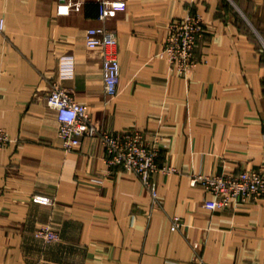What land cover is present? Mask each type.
Masks as SVG:
<instances>
[{"label": "crops", "instance_id": "crops-1", "mask_svg": "<svg viewBox=\"0 0 264 264\" xmlns=\"http://www.w3.org/2000/svg\"><path fill=\"white\" fill-rule=\"evenodd\" d=\"M67 1L81 10L59 14ZM124 1L101 21L99 0H0V127L12 140L0 148V264H264V196L212 211L191 185L194 174L264 172V0ZM191 14L207 32L183 77L163 49L169 25ZM100 26L117 37L116 97L103 51L86 42ZM56 87L105 132L137 133L159 151V204L140 177L109 166L100 138L64 148L46 104ZM46 224L59 242L35 238Z\"/></svg>", "mask_w": 264, "mask_h": 264}, {"label": "built area", "instance_id": "built-area-1", "mask_svg": "<svg viewBox=\"0 0 264 264\" xmlns=\"http://www.w3.org/2000/svg\"><path fill=\"white\" fill-rule=\"evenodd\" d=\"M99 20L106 21L117 18L119 13L127 10L124 0H99ZM72 10L80 11L81 3L67 1L61 3L57 12L70 14ZM5 18L0 16V33L5 30ZM207 28L200 15H188L169 25L168 36L163 49L171 66L176 68L183 77L198 65L195 50L206 34ZM87 46L91 49L103 51V72L107 94L116 97L119 92L121 79V64L109 50L117 45L115 32L100 26L87 31ZM46 104L55 109L58 115L59 136L67 151L78 148L83 139L97 137L105 144L106 161L111 167H122L125 171L141 178L145 186L151 191L154 204H159L158 183L155 179L160 171L158 165L159 151L142 142V136L137 133L109 134L92 121L85 104L77 101L72 90L65 87L54 88L46 97ZM8 133L0 127V148L11 143ZM201 184L211 195L204 206L212 211L236 209L242 203L247 204L264 196V172L243 170L239 174L223 173L220 175L194 174L191 185ZM36 202L51 204L48 197L37 196ZM183 222L175 218L172 230H180ZM40 236L56 239L55 231L47 227ZM58 239V238H57Z\"/></svg>", "mask_w": 264, "mask_h": 264}, {"label": "rangeland", "instance_id": "rangeland-1", "mask_svg": "<svg viewBox=\"0 0 264 264\" xmlns=\"http://www.w3.org/2000/svg\"><path fill=\"white\" fill-rule=\"evenodd\" d=\"M47 227H50V230H54L55 231V233L57 234V238L56 239H48V238H50L51 236H49L48 238H44V237H42V236H40L39 234H40V232H44V231H42V230H45ZM35 238L36 239H38V240H40V241H42L43 243H45V244H53V243H56V242H59V240L61 239V236H60V234L52 227V225L51 224H46V225H44V226H41L37 231H36V233H35Z\"/></svg>", "mask_w": 264, "mask_h": 264}]
</instances>
